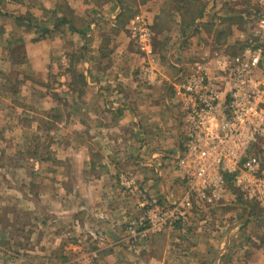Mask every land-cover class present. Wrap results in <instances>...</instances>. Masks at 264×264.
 Instances as JSON below:
<instances>
[{"label":"crops","instance_id":"crops-1","mask_svg":"<svg viewBox=\"0 0 264 264\" xmlns=\"http://www.w3.org/2000/svg\"><path fill=\"white\" fill-rule=\"evenodd\" d=\"M4 3L0 11L7 16L30 12L44 28L22 29L17 21L10 29L2 26L7 36L0 41L10 45L8 55L0 49V58L7 61L5 71L0 70V121L6 122L3 127L13 135L10 139L23 141L25 157L34 161V174L39 176L35 182L43 190L39 197L49 194L46 200L38 199V206L27 208L30 220L23 228L7 232L9 244L22 245L7 247L6 264H72L76 252L78 256L93 250L102 264H196L193 258L200 252L186 245L190 235L178 228L125 239L128 219L141 209L138 199L120 187L118 177L134 170L142 186L161 201L184 194L186 186L177 173L184 129L170 83L181 71L190 70L187 62L208 59L206 28L224 25L229 10L244 14L241 2ZM138 13L148 18L154 31L156 66L164 76L158 84L146 81L145 57L130 32ZM36 36L40 40H34ZM22 43L23 52L17 53ZM63 161L66 171L53 165ZM66 173L71 181L63 180ZM37 208L63 216L41 214ZM38 235L40 256L35 261L29 243ZM233 238L227 235L229 250ZM223 249L220 245L211 251L218 254L213 264H226Z\"/></svg>","mask_w":264,"mask_h":264},{"label":"built area","instance_id":"built-area-1","mask_svg":"<svg viewBox=\"0 0 264 264\" xmlns=\"http://www.w3.org/2000/svg\"><path fill=\"white\" fill-rule=\"evenodd\" d=\"M254 3L253 28L240 33L238 53L203 58L170 83L183 114L184 144L177 168L188 190L183 197L172 199L170 206L143 195L139 206L151 211L129 222L127 231L133 237L190 221L200 204H223L226 174H231L233 186L245 199L264 209V158L259 153L248 154L255 142L264 151V0ZM130 30L145 57L146 81L161 83L164 76L156 66L151 23L139 13ZM120 180L130 192L140 191L131 173L121 174Z\"/></svg>","mask_w":264,"mask_h":264},{"label":"rangeland","instance_id":"rangeland-1","mask_svg":"<svg viewBox=\"0 0 264 264\" xmlns=\"http://www.w3.org/2000/svg\"><path fill=\"white\" fill-rule=\"evenodd\" d=\"M4 1L5 0H2L0 3L1 7H4L5 5L7 6V3H4ZM239 1L242 4V9L245 10L244 14H241L242 12L240 14H233L228 9L229 11L225 13L226 18L223 21L224 25H212L206 28V35L203 38V41L207 42V46L205 48L207 50V56L210 55L212 57V55H220L225 53L234 55L240 51L242 45V42L239 40L240 33H249L252 30L257 12L255 10L254 0ZM29 15L32 16L31 20L33 22H38L34 21L37 19V17L33 13L28 12L26 14V16ZM13 21H17L18 26L22 29L25 28L29 30L31 27V23L29 24L28 21L19 20L15 16H7V14L0 11L1 41H5L6 39H3V37L7 36L5 35V32H2V26L10 29V24ZM34 40H40V37L36 36ZM1 41L0 49H2V52L5 53V55H8L7 50L10 43H1ZM152 41L154 44L153 28ZM23 45L24 44L22 43V45L18 46L17 53L23 52ZM195 55H198V51H195ZM199 61H201V58L196 59L195 61H189L187 63L192 67L194 63ZM6 64L7 61L4 60L3 57L0 58V70L5 71ZM191 69L192 68H190V70L187 69L186 71H191ZM186 71H181V73ZM172 100L175 101V99ZM175 106L177 107L178 111L181 112V115H183L181 106L179 105L177 99L175 101ZM5 113L6 112H3V114ZM8 121L9 120L7 119V122ZM5 123L6 122H4V120L0 121V264H6L8 261L7 247H13V245H22V242H11V244H9V235L7 232L11 231L12 228H16V230L23 228V225L27 224L30 220V215L27 212V208L38 202V199L46 200L49 198L48 193L47 198L39 197V194H41L43 190H41L35 182L36 178L39 180V176L34 174V161H30V159L25 157L23 141H14V139L9 138L13 135H11V132H6V129L3 127ZM10 128L11 127H9V130ZM15 137L18 138L17 136ZM43 150L48 151L47 147H43ZM251 153H259L264 158V151L261 148L260 142H255L249 147L248 154ZM53 165L62 166L63 171H66L67 169L64 161L53 163ZM127 172L131 173L136 178L138 184L140 185V191L138 190L137 192H130L126 186L122 184L120 175ZM127 172L123 171L120 173L118 177L119 185L128 196L138 199V204L140 203L141 197L144 195L150 199L154 198L159 200L164 206H170V201L172 199L183 197L188 190L187 183L181 178L178 168L177 173L185 183L186 190L181 196H173L167 198L165 201H161L158 196L153 195L146 187L142 186V182L139 180L138 174L135 173L134 170ZM47 174H49L51 178H56V175H54L51 171H48ZM57 177V179L60 178L59 175ZM230 177H232L231 174H226V179L228 180V190L226 192V197L223 204L216 206H204V204H200V206H197L195 209H193L190 221L185 223H177L174 227H169L164 230L166 231L170 228H178L179 231H184L181 233L190 235V238L186 236L187 238L185 243L187 245L188 242L190 246L194 247L195 251L200 252V254H195V258H193V261L196 264H201V262L213 264L214 262L218 261V254L214 256L211 254V251L216 247H220V245L224 248L222 252H226L224 254L226 264H264V209L256 204L254 200L245 199L242 194L233 186ZM63 180L71 181V178L66 173L63 176ZM48 192H52V190H49ZM239 203L242 205L239 206ZM36 204L38 206V203ZM140 209L141 211L139 215L129 218L126 223V240L132 241L135 239L146 238L147 236L149 237L151 234H156L150 232L145 237H133L128 233V224L132 219L134 220L140 215L142 216L146 214L147 211H151V209L147 207H140ZM36 211L38 213L48 214L50 216H63V213H58L53 210L51 212L49 209L37 208ZM9 225L10 227H8ZM227 235L231 237L233 235L234 237L232 242L230 241V250L227 247ZM39 245V235L34 236V239L29 243V249L30 251L35 252L34 254H31L33 255L32 258L35 259V261H39ZM208 249H210V252L207 253L206 251H208ZM13 251L14 250H12V252ZM79 253L81 254L77 256L76 252V255L72 259V264H102L100 254L97 252V250L89 252L82 251ZM19 260L21 263L23 262L22 257H20Z\"/></svg>","mask_w":264,"mask_h":264},{"label":"trees","instance_id":"trees-1","mask_svg":"<svg viewBox=\"0 0 264 264\" xmlns=\"http://www.w3.org/2000/svg\"><path fill=\"white\" fill-rule=\"evenodd\" d=\"M2 2V0H0V3ZM17 18L19 19V20H23V21H28L29 22V24L31 23V26L33 27V26H37L40 30H42L41 32H44V28H42L41 26H39V24H38V22H33L31 19H32V16H25V15H19V16H17ZM35 19V18H34ZM196 19L194 18L193 19V21H195ZM34 21H38L37 19H35ZM192 24H195V22L194 23H192ZM48 31V30H47ZM242 204H240L239 203V206H241Z\"/></svg>","mask_w":264,"mask_h":264}]
</instances>
